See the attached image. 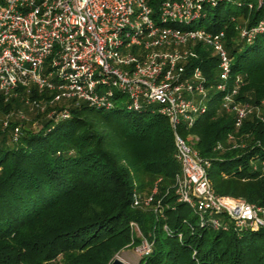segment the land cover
Returning <instances> with one entry per match:
<instances>
[{"label":"trees","instance_id":"obj_1","mask_svg":"<svg viewBox=\"0 0 264 264\" xmlns=\"http://www.w3.org/2000/svg\"><path fill=\"white\" fill-rule=\"evenodd\" d=\"M241 11L248 25L264 19V5ZM206 18L207 30L225 31L231 78H242L238 98L264 107V34L246 43L236 40L229 19L218 13ZM193 49L197 57L188 70L199 66L207 96L213 95L205 114L179 132L195 136L194 148L212 161L208 178L217 194L264 206V122L250 115L236 132L222 93L212 86L217 57L202 43ZM15 92L7 100L0 93V115L26 99L47 107L37 111L33 119L39 124L32 128L0 121V264H110L117 252L144 240L150 251L138 264H264V230L236 229L227 220L226 229L214 230L178 201L174 177L180 165L165 115L122 103L109 110L74 100L52 106L53 93L34 85L29 91L18 85ZM63 103L67 119L47 116L50 107L60 110ZM16 125L20 135L13 141ZM231 133L247 134L245 146L227 143ZM155 184L151 207L138 208L135 196L140 200Z\"/></svg>","mask_w":264,"mask_h":264},{"label":"built area","instance_id":"obj_2","mask_svg":"<svg viewBox=\"0 0 264 264\" xmlns=\"http://www.w3.org/2000/svg\"><path fill=\"white\" fill-rule=\"evenodd\" d=\"M224 3L253 10L264 0H0V93L7 100L18 85L27 91L34 85L53 93L48 100L52 106L74 100L109 110L122 103L129 110L165 115L180 165L174 177L178 201L214 230L226 229L224 220L236 229L264 230V206L217 194L208 178L212 161L194 148L195 136L179 132L191 128L207 110V79L199 66L188 70L197 57L196 43L217 57L212 86L222 93V107L232 114L236 132L250 115L264 122L261 106L238 98L242 78H231L225 31L192 25L205 19L210 8ZM243 23L235 25L237 40L251 43L264 34V19L248 25L244 18ZM26 103L35 101L26 99ZM38 104L45 112L46 103ZM11 113L5 116L4 126ZM16 116L23 119L20 111ZM47 116L67 119L68 105ZM19 135L20 125H16L12 140ZM247 136L231 133L227 143L244 147ZM216 148L221 149V144ZM155 192L156 184L143 197L145 203L152 204ZM143 198L135 196V204ZM130 226L138 231L134 222ZM143 242L146 255L150 244Z\"/></svg>","mask_w":264,"mask_h":264},{"label":"rangeland","instance_id":"obj_3","mask_svg":"<svg viewBox=\"0 0 264 264\" xmlns=\"http://www.w3.org/2000/svg\"><path fill=\"white\" fill-rule=\"evenodd\" d=\"M254 3L257 2V0H252ZM210 17L213 16L214 14L218 13V16L220 17V19L224 20V19H232L234 18L235 21L232 22L234 25H244V15L245 13L243 11H241V8L236 7L235 5H230L227 3L221 4L219 5V7H213L210 8V11L208 12ZM211 22V18H206L203 20L202 24H199V21L194 22L192 25L194 27H205L208 26ZM237 40V39H236ZM209 91L207 90V93ZM212 93H209L207 97L212 96ZM193 96L198 100L200 99V95L197 93H194ZM25 105H20V107L16 108L15 110L11 111V115L8 117L9 119H14L20 122H24V126L26 128H32L35 126H38V121L34 120L33 118L35 117V114L37 113V111L39 110V104L35 102L34 103H24ZM66 103H63L61 106H65ZM62 107V108H63ZM51 109L47 112L48 113L53 110L54 107H50ZM57 108H60V106H58ZM20 111L23 115V119H19V117L16 116V113ZM40 111V110H39ZM264 113V107L260 108V114ZM5 117L0 115V121H4ZM7 120V119H6ZM21 124V123H20ZM138 208H150L151 204H147L145 203V198L142 199V201H140L137 204ZM143 244H145V242H143L140 246L138 247H133V248H126V249H122L119 252H117L115 254V257L121 259L122 261H124L127 264H138V261L141 257V255L143 254Z\"/></svg>","mask_w":264,"mask_h":264},{"label":"water","instance_id":"obj_4","mask_svg":"<svg viewBox=\"0 0 264 264\" xmlns=\"http://www.w3.org/2000/svg\"><path fill=\"white\" fill-rule=\"evenodd\" d=\"M110 264H127L124 261H122L121 259L117 258L114 256V258L112 259V261L110 262Z\"/></svg>","mask_w":264,"mask_h":264}]
</instances>
